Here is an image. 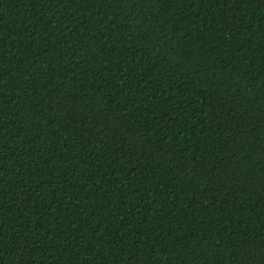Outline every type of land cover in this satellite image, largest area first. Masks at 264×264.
<instances>
[{
    "label": "trees",
    "instance_id": "obj_1",
    "mask_svg": "<svg viewBox=\"0 0 264 264\" xmlns=\"http://www.w3.org/2000/svg\"><path fill=\"white\" fill-rule=\"evenodd\" d=\"M0 264H264V0H0Z\"/></svg>",
    "mask_w": 264,
    "mask_h": 264
},
{
    "label": "snow or ice",
    "instance_id": "obj_2",
    "mask_svg": "<svg viewBox=\"0 0 264 264\" xmlns=\"http://www.w3.org/2000/svg\"><path fill=\"white\" fill-rule=\"evenodd\" d=\"M210 82H211V81H209V83H210ZM102 107H103V108H106V107H108V106H107V105H104V106H102ZM97 112L99 113L100 110L98 109ZM89 118H93V119H97V120H98V116H95V117H94V116L92 115L91 112L85 113L84 116H83L84 121L87 122V120H88ZM128 122L131 123L132 121L129 120ZM113 123H119V122H117V121H113ZM95 127H99V123H98V122L96 123ZM120 127H121V128H124V125L121 124ZM138 131H139V133H140L141 135L144 134V130H143V128L138 129ZM114 134H115L116 137H117V140L114 142V143H116V144L119 143V139H118V138H119L120 135H124V136H129V134L131 135V138H132V140L134 141V147L130 150V153L141 152V151L147 150V149H148V145L150 144V141H136L137 133H136V132H131V133H130L129 130H128L127 128H124V131H123L122 133L119 131V129H117V131H116ZM105 139H107V140H111L112 137H111V136H106V137H105V136H102L101 139H100V143H101V145H103ZM119 150H120V151H123V148L121 147ZM93 156H95L94 153H93ZM95 158H96L97 160H100L101 162L106 161V160L108 159L107 155L104 154V153H101V156H100V157H95ZM85 163H86V162H85ZM208 179L211 180V177L209 176Z\"/></svg>",
    "mask_w": 264,
    "mask_h": 264
}]
</instances>
